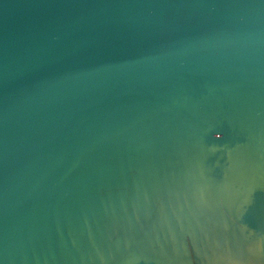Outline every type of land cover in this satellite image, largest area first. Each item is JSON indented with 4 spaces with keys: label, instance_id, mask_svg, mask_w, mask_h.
Masks as SVG:
<instances>
[{
    "label": "water",
    "instance_id": "obj_1",
    "mask_svg": "<svg viewBox=\"0 0 264 264\" xmlns=\"http://www.w3.org/2000/svg\"><path fill=\"white\" fill-rule=\"evenodd\" d=\"M0 264H264V0H0Z\"/></svg>",
    "mask_w": 264,
    "mask_h": 264
}]
</instances>
